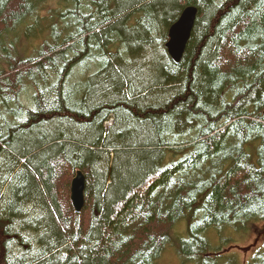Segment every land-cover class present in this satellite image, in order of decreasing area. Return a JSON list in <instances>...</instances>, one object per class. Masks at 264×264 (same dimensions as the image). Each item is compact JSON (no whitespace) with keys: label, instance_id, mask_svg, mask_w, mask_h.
I'll return each mask as SVG.
<instances>
[{"label":"trees","instance_id":"trees-1","mask_svg":"<svg viewBox=\"0 0 264 264\" xmlns=\"http://www.w3.org/2000/svg\"><path fill=\"white\" fill-rule=\"evenodd\" d=\"M257 221L264 0H0V264H157L173 243L181 264H242L224 245Z\"/></svg>","mask_w":264,"mask_h":264},{"label":"rangeland","instance_id":"rangeland-1","mask_svg":"<svg viewBox=\"0 0 264 264\" xmlns=\"http://www.w3.org/2000/svg\"><path fill=\"white\" fill-rule=\"evenodd\" d=\"M49 32L46 33L45 36H49ZM37 42L39 40L37 39H24L20 41V43L17 44L18 48H26L32 50L34 47L38 46ZM28 46V47H27ZM99 67H96L95 64L89 65V70L94 71L95 69H98ZM87 71V72H88ZM86 73L84 70H82L81 67H76L74 70V75L72 80L74 82H78ZM91 74V73H90ZM23 103L30 107L34 108L35 101H34V90L29 89L26 91L22 96ZM181 223H178L180 225ZM171 232V239H177L179 235H183L184 229L183 226H178ZM231 231L235 230L234 228H229ZM264 229V222L263 221H257L255 223L249 224L248 228L245 230H242L240 232H236L235 234L230 235L229 241L224 245V252L226 254L231 255L235 254L237 255L242 264H246L249 258L253 255L254 251L257 250L262 246V239L261 236L263 233L261 230ZM174 243L171 246H168L167 249L164 251L163 256L158 261L157 264H181L180 260L178 259L176 249L173 248ZM187 264H195L192 262H189Z\"/></svg>","mask_w":264,"mask_h":264},{"label":"water","instance_id":"water-1","mask_svg":"<svg viewBox=\"0 0 264 264\" xmlns=\"http://www.w3.org/2000/svg\"><path fill=\"white\" fill-rule=\"evenodd\" d=\"M198 10L195 6L187 7L180 18L170 27L169 40L166 47L171 58L179 62L194 28ZM86 178L82 171H78L71 183V200L77 212L85 205Z\"/></svg>","mask_w":264,"mask_h":264},{"label":"bare ground","instance_id":"bare-ground-1","mask_svg":"<svg viewBox=\"0 0 264 264\" xmlns=\"http://www.w3.org/2000/svg\"><path fill=\"white\" fill-rule=\"evenodd\" d=\"M188 7H190V6H188ZM167 48V47H166Z\"/></svg>","mask_w":264,"mask_h":264}]
</instances>
